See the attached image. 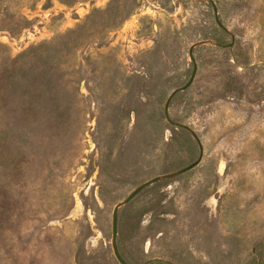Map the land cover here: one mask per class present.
Returning a JSON list of instances; mask_svg holds the SVG:
<instances>
[{
    "label": "rangeland",
    "instance_id": "rangeland-1",
    "mask_svg": "<svg viewBox=\"0 0 264 264\" xmlns=\"http://www.w3.org/2000/svg\"><path fill=\"white\" fill-rule=\"evenodd\" d=\"M153 178L129 264H264V0H0V264H120Z\"/></svg>",
    "mask_w": 264,
    "mask_h": 264
},
{
    "label": "water",
    "instance_id": "water-1",
    "mask_svg": "<svg viewBox=\"0 0 264 264\" xmlns=\"http://www.w3.org/2000/svg\"><path fill=\"white\" fill-rule=\"evenodd\" d=\"M212 5H213L214 12H215V19H216L218 25L220 27H222V28H225L224 25L222 24V22L219 20V17H218V9H217L216 5L214 4V2L212 3ZM221 46H229V45H221ZM193 47L194 46H191L190 51H189V56H190L192 62L194 63V68H193V72H192L191 78L189 79V81L185 85H183V86H181L179 88H176L170 94V96L168 97V99L166 101V104H165V114H166V118H167L168 122L172 126H177V127H181V128L186 129V130H189L191 132V134L194 136L196 142L199 145V149H200L199 158L196 161H194L193 163H191L190 165H188V166H186V167L178 170L176 172L177 174L184 173V172H186V171L194 168L200 162V160L202 159V155H203V147H202V144H201V141H200L198 135L193 130H191L188 125L183 124V123H180V122H175L174 120H172L169 117V112H168V106H169V103L172 100V98L179 91L186 90L190 86V84L192 83V81H193V79H194V77L196 75L197 66H196V62H195L194 55H193ZM157 180H158V178H153V179L145 182L142 186H140L139 188H137L136 190H134V192H132L122 203L118 204V206L114 210V213H113V247H114L115 256H116L117 260L120 262V264H129V263L120 254L119 249H118V246H117V242H116L117 231H118V207L121 206L123 203L129 202L135 196V194L139 191L140 188H142L143 186H147L149 184H152V183H154ZM218 195H220V192H217L215 194V196L213 197V201H216V198L218 197Z\"/></svg>",
    "mask_w": 264,
    "mask_h": 264
}]
</instances>
